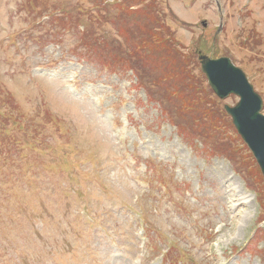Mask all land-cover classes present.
Segmentation results:
<instances>
[{"label": "rangeland", "instance_id": "obj_1", "mask_svg": "<svg viewBox=\"0 0 264 264\" xmlns=\"http://www.w3.org/2000/svg\"><path fill=\"white\" fill-rule=\"evenodd\" d=\"M197 52L264 104V0H0V264H264V188L193 138L242 146L193 124Z\"/></svg>", "mask_w": 264, "mask_h": 264}, {"label": "water", "instance_id": "obj_2", "mask_svg": "<svg viewBox=\"0 0 264 264\" xmlns=\"http://www.w3.org/2000/svg\"><path fill=\"white\" fill-rule=\"evenodd\" d=\"M204 72L215 92L224 97L234 93L240 101L233 107L226 106L239 134L253 152L264 176V114L263 100L254 90L244 71L233 64L229 57L212 59L201 55Z\"/></svg>", "mask_w": 264, "mask_h": 264}, {"label": "trees", "instance_id": "obj_3", "mask_svg": "<svg viewBox=\"0 0 264 264\" xmlns=\"http://www.w3.org/2000/svg\"><path fill=\"white\" fill-rule=\"evenodd\" d=\"M88 46H91L88 44ZM185 67V65L182 67V69ZM188 107H193L188 105ZM198 116L195 118V124L196 126H199L204 123H208L212 126H216L217 121H221V119L226 120L229 125L233 128L232 124L230 123V120L227 118L226 114L221 113L219 111H213L210 110L209 108L203 107L200 111V108H198ZM166 113L169 114V112L166 111ZM170 115V114H169ZM171 117V115H170ZM179 128L181 127V122L180 121H174ZM207 135L210 134V131L205 132ZM203 139L206 141L208 144V150L210 154H219V155H224L230 158V160L234 164V168L236 171H240L241 174L244 176V178L247 181L248 187L252 188L255 187L256 185L261 186L264 188V180L260 171V168L256 162V160L253 157V154L249 151L246 145L240 150H236L233 148H228L227 143L224 142L225 138L221 136H217L212 142L207 140V137H203ZM238 141H241L239 137H236ZM204 143V142H203ZM222 143V144H221ZM205 144V143H204ZM10 147V146H9ZM10 149V148H9ZM241 150H244L243 152ZM238 151V152H237ZM243 153V157L241 158L239 153ZM252 179H256L255 182L252 181ZM256 183V185H255Z\"/></svg>", "mask_w": 264, "mask_h": 264}]
</instances>
